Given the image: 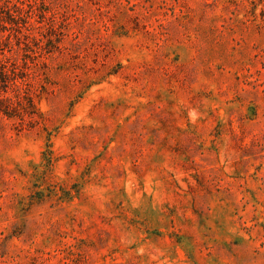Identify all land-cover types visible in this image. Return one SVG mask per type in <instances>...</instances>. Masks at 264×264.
Masks as SVG:
<instances>
[{
	"label": "rangeland",
	"instance_id": "1",
	"mask_svg": "<svg viewBox=\"0 0 264 264\" xmlns=\"http://www.w3.org/2000/svg\"><path fill=\"white\" fill-rule=\"evenodd\" d=\"M0 1V264H264V0Z\"/></svg>",
	"mask_w": 264,
	"mask_h": 264
},
{
	"label": "trees",
	"instance_id": "2",
	"mask_svg": "<svg viewBox=\"0 0 264 264\" xmlns=\"http://www.w3.org/2000/svg\"><path fill=\"white\" fill-rule=\"evenodd\" d=\"M2 3H4V8L7 9V11H13L15 14H19L22 10L20 7H18L17 3L7 0H0ZM12 81L13 84L16 86L18 85V77H16L14 74L10 75V73L7 71L5 66L0 64V81L1 82H8Z\"/></svg>",
	"mask_w": 264,
	"mask_h": 264
}]
</instances>
